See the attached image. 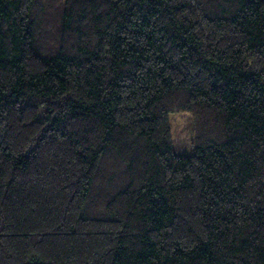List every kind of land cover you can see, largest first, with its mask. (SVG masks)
Here are the masks:
<instances>
[{
    "label": "trees",
    "instance_id": "16d2710c",
    "mask_svg": "<svg viewBox=\"0 0 264 264\" xmlns=\"http://www.w3.org/2000/svg\"><path fill=\"white\" fill-rule=\"evenodd\" d=\"M0 264H264V0H0Z\"/></svg>",
    "mask_w": 264,
    "mask_h": 264
},
{
    "label": "rangeland",
    "instance_id": "374dc122",
    "mask_svg": "<svg viewBox=\"0 0 264 264\" xmlns=\"http://www.w3.org/2000/svg\"><path fill=\"white\" fill-rule=\"evenodd\" d=\"M171 131L175 152L182 157L196 154L194 125L191 115L186 113L170 115Z\"/></svg>",
    "mask_w": 264,
    "mask_h": 264
}]
</instances>
